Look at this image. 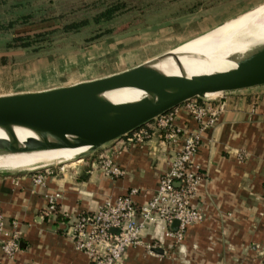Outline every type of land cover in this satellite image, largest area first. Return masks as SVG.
<instances>
[{"label":"crops","instance_id":"crops-1","mask_svg":"<svg viewBox=\"0 0 264 264\" xmlns=\"http://www.w3.org/2000/svg\"><path fill=\"white\" fill-rule=\"evenodd\" d=\"M254 2L258 0L154 1L138 18L120 25L112 20L82 40L80 49L67 51L61 66L65 81L99 78L143 63ZM216 98L223 109L209 126L201 127L182 104L172 110L176 126L199 136L192 161L205 178L191 203L202 219L188 226L178 242L148 225L141 243L126 247L118 264H264V84ZM145 125L151 133L143 142L129 143L126 136L108 141L76 161L38 170L43 173L40 184L33 181L36 171L0 170V212L6 226L15 222L19 245L12 258L0 253V264H90L87 255L73 248L68 220L61 214L72 218L93 211L130 189L136 190L131 194L136 205L151 197L180 143L163 144L153 121ZM101 158L121 173L106 174L97 165ZM53 193L59 195L56 210L48 214L46 195Z\"/></svg>","mask_w":264,"mask_h":264},{"label":"water","instance_id":"water-1","mask_svg":"<svg viewBox=\"0 0 264 264\" xmlns=\"http://www.w3.org/2000/svg\"><path fill=\"white\" fill-rule=\"evenodd\" d=\"M150 61L64 86L0 93V125H21L40 134V140L28 139L24 150L86 146L77 156L82 158L189 99L264 84L262 47L251 51L249 58L236 60L233 68L190 77L160 73L150 67ZM120 87L138 89L141 96L115 103L99 95ZM14 149L9 141L0 139V151ZM176 226L173 220L170 228Z\"/></svg>","mask_w":264,"mask_h":264},{"label":"built area","instance_id":"built-area-1","mask_svg":"<svg viewBox=\"0 0 264 264\" xmlns=\"http://www.w3.org/2000/svg\"><path fill=\"white\" fill-rule=\"evenodd\" d=\"M216 96L189 99L183 102V109L201 127L209 126L223 109V104ZM173 108L160 114L153 121V128L158 131L163 144L180 145L167 161L166 170L159 175L157 186L148 200L142 204H134L131 194L136 190L130 189L112 200H105L93 211L79 212L72 218H68L66 213L61 214L62 218L68 220V237L73 248L87 255L90 264H118L126 247L141 243V231L148 225H157L163 237L178 242L188 226L202 219L201 210L191 203L205 178L200 166L192 161L199 146V136L196 132L185 133L174 124ZM150 133L149 127L145 125L133 129L125 136L129 143H141ZM97 165L106 174L121 173L109 159L101 158ZM47 168L48 165L34 170L35 183L40 184L43 179V173L37 171L44 172ZM58 197L57 193L46 195L44 212L51 214L56 210ZM260 198L264 203V189ZM173 220L177 221L174 230L170 228ZM18 248L16 224L11 222L6 226L0 212V253L6 258H12Z\"/></svg>","mask_w":264,"mask_h":264},{"label":"rangeland","instance_id":"rangeland-1","mask_svg":"<svg viewBox=\"0 0 264 264\" xmlns=\"http://www.w3.org/2000/svg\"><path fill=\"white\" fill-rule=\"evenodd\" d=\"M154 1L157 0H0V93L67 85L61 67L67 51L80 49L82 40L110 26L112 20L120 25L130 18H138ZM261 5L264 0H258L251 8L166 52L193 45L182 50L193 56L197 50L195 44L220 43L228 26ZM156 118L158 116L145 124ZM69 158L53 160L48 166L79 159L74 156L67 160ZM27 166L30 165L24 167ZM43 166L46 165H39ZM24 167L0 166V170L21 171Z\"/></svg>","mask_w":264,"mask_h":264},{"label":"bare ground","instance_id":"bare-ground-1","mask_svg":"<svg viewBox=\"0 0 264 264\" xmlns=\"http://www.w3.org/2000/svg\"><path fill=\"white\" fill-rule=\"evenodd\" d=\"M228 27L220 43L209 46L201 42L195 44L197 50L193 56H189L187 51L182 52L184 48L193 45L183 46L153 58L150 67L163 74L185 77L233 68L236 60L249 58V53L254 49L264 48V5L255 8ZM220 93H205L203 96L213 97ZM99 95L111 102L123 103L136 100L141 96V92L132 87H120L106 90ZM31 138L40 140L41 136L29 127L16 124L0 125V139L9 141L15 148L0 151V166L20 168L30 165L23 169H35L41 164L49 165L56 159H66L70 156L67 159L70 160L87 149L86 146H81L24 150V143ZM47 138L52 140L50 136Z\"/></svg>","mask_w":264,"mask_h":264}]
</instances>
